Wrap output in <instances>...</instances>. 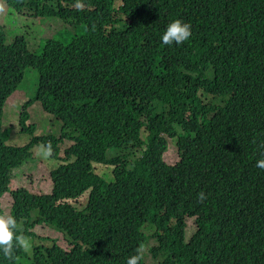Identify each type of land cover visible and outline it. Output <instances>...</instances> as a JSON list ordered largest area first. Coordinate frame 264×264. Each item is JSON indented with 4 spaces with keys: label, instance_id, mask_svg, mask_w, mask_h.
Instances as JSON below:
<instances>
[{
    "label": "trees",
    "instance_id": "obj_1",
    "mask_svg": "<svg viewBox=\"0 0 264 264\" xmlns=\"http://www.w3.org/2000/svg\"><path fill=\"white\" fill-rule=\"evenodd\" d=\"M1 1L73 32L36 52L21 37L7 46L0 26V200L10 196L30 239L49 241L33 232L50 226L70 243L37 247L34 264H126L141 245L140 264H264V0ZM175 19L191 36L166 46ZM33 73L35 97L19 116L32 139L8 146L4 105ZM35 103L61 122L58 138L26 124ZM65 141L50 195L10 191L33 148L50 143L55 158ZM17 263L0 252V264Z\"/></svg>",
    "mask_w": 264,
    "mask_h": 264
},
{
    "label": "rangeland",
    "instance_id": "obj_2",
    "mask_svg": "<svg viewBox=\"0 0 264 264\" xmlns=\"http://www.w3.org/2000/svg\"><path fill=\"white\" fill-rule=\"evenodd\" d=\"M3 5V11L0 12V26L5 32L6 45L13 44L16 38H24L26 44L30 49L39 52L40 45H45V42L56 37L57 40L62 41L64 38L69 42L72 38L73 32L67 30L66 36L62 34V22L58 19H34L25 12H14L10 10L7 5L0 0ZM212 78V75H210ZM37 76L33 73L26 76L25 82L17 92H14L8 99L3 108L2 115V130L7 135L8 146L24 147L28 145L32 136L22 134L19 128V116L23 108L30 103V100L35 97ZM29 121L28 125H36V136H46L51 138H58L62 131V124L52 116L44 112L40 103H35L28 108ZM72 145V142L65 141L58 145V157L51 156L44 157L42 155L41 146H36L32 149L33 160L24 163L19 169L15 171L16 180L10 184V191L19 189L28 190L33 195H50L53 190V183L50 178L51 172L56 170L63 160L64 152ZM164 160L169 165H174L178 162V155L175 148V143L170 142L168 152L164 155ZM98 173H105L107 179H110L111 168L97 167ZM79 209L83 210L88 202V194L80 200ZM12 201L9 195H5L0 200L1 208L4 214H9ZM39 214H34V219H38ZM18 227L23 229L22 224ZM193 221H187L186 238L188 239L194 232ZM24 232V230H23ZM37 237L49 241H35L31 239L32 248L29 252H24V256L17 264H34V250L43 246L44 248L51 246V241H56L58 246L65 251L70 248L68 239L65 235L50 226H41L33 232ZM154 244H152L153 246ZM149 262H152L150 256Z\"/></svg>",
    "mask_w": 264,
    "mask_h": 264
},
{
    "label": "clouds",
    "instance_id": "obj_3",
    "mask_svg": "<svg viewBox=\"0 0 264 264\" xmlns=\"http://www.w3.org/2000/svg\"><path fill=\"white\" fill-rule=\"evenodd\" d=\"M84 6L82 0H77L75 4L77 9H82ZM3 10V5L0 3V12ZM190 36V23L184 22L181 19H175L168 24L161 40L166 46H171L173 44L180 45L189 40ZM260 147L264 148V143H262ZM41 148L44 157L51 156L52 147L50 143L41 146ZM256 167L264 170V153H262V158L257 160ZM197 198L199 202H203L207 199V196L201 191L198 193ZM31 248L32 241L28 236L24 235L23 229L18 227V222L15 216L11 214H0V252L3 253V256L9 261L18 262L20 257L16 255V250L20 249L24 252H29ZM143 253L144 247L141 245L136 249V254L131 255L127 259L126 264H140L143 259Z\"/></svg>",
    "mask_w": 264,
    "mask_h": 264
}]
</instances>
